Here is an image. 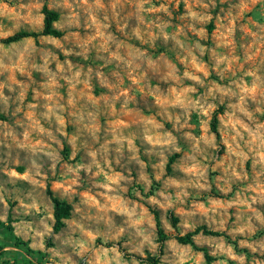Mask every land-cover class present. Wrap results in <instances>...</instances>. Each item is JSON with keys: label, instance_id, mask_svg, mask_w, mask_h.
<instances>
[{"label": "rangeland", "instance_id": "obj_1", "mask_svg": "<svg viewBox=\"0 0 264 264\" xmlns=\"http://www.w3.org/2000/svg\"><path fill=\"white\" fill-rule=\"evenodd\" d=\"M44 5L0 43V264H264V0H0V38Z\"/></svg>", "mask_w": 264, "mask_h": 264}, {"label": "trees", "instance_id": "obj_2", "mask_svg": "<svg viewBox=\"0 0 264 264\" xmlns=\"http://www.w3.org/2000/svg\"><path fill=\"white\" fill-rule=\"evenodd\" d=\"M42 12L44 14V24H43V28L41 30H39V31L20 30V31H18L12 35H9V36L4 37V38H0V43L10 44V43L19 41V40L24 39V38L31 37L34 39H38L40 36H46V35H51V36H56V37L62 36L63 32L55 26L56 21H58V19H59V13L56 10L49 8L48 5H44ZM222 112H223L222 107L220 109L216 110V112L213 115L212 121H211L212 131L216 134V137L218 138V140L221 137L220 132H219V127H218V124H219V117L218 116ZM0 118H3V117H0ZM178 156H179L178 154H174L170 157L169 163L167 165L168 172L171 171L172 164L175 162V160L178 158ZM159 187H160V182L154 179V181L150 187V190L148 191V195H153ZM53 201H54V219H55L53 229H54V232L57 233L65 226V219H68L71 216V206L68 203L63 202L57 198H53ZM153 212L155 214V219H156L158 238H159V241L163 244L165 241L170 239V235L165 231V229L162 226V222L160 219L159 212L157 210H154ZM170 218H171L173 226L176 227L177 223L179 221L178 217L175 215H171ZM3 229H7L8 231H13V227L11 225L5 224L0 219V230H3ZM200 233H202L204 235L223 236L230 243H232L238 251H243L248 255L250 254L249 249L244 248V247H240L237 240L232 239V237L229 234H227L226 232L220 231V230L210 229L206 225L198 226L194 230L188 231L187 233H185L183 235H178L176 237L180 243L189 244L194 249L203 251L205 258H206L208 263L213 262L216 258L209 253L208 247L198 245L195 242V236L200 234ZM14 237H15L14 246L21 248L26 253V255H35L36 253L41 254L40 251H34L29 246V244L26 241H24L23 239H21L17 236H14ZM139 258L147 264H160L159 256H157V255L149 254L148 256H146L144 258H142V257H139ZM26 262L32 264V261H30V260H27ZM38 264H41L40 261L38 262ZM234 264H238V263L234 262Z\"/></svg>", "mask_w": 264, "mask_h": 264}]
</instances>
